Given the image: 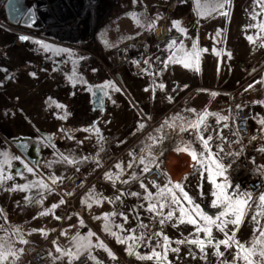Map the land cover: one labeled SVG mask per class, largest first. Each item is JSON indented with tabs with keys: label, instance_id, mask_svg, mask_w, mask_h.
<instances>
[{
	"label": "rangeland",
	"instance_id": "obj_1",
	"mask_svg": "<svg viewBox=\"0 0 264 264\" xmlns=\"http://www.w3.org/2000/svg\"><path fill=\"white\" fill-rule=\"evenodd\" d=\"M95 5V18L81 20V40L73 48L54 40L67 32L54 23L13 34L1 26L5 17L0 13V254L7 257L0 264L13 260L21 241L31 238L34 243L46 242L58 264H71L80 256L113 258L107 246L74 218L55 234L59 199L49 185L73 172L96 169V151L107 141L105 131L112 123L108 110L91 108L97 89L105 91L106 107L118 106L131 116L129 128L140 122L135 105L154 119L179 99L185 112L190 103L193 113L176 131L180 148L172 156L195 152L199 163L192 160L193 178L198 185L187 189L191 203L178 194V218L184 212L187 220L200 224V233L206 235L207 227L211 237L226 239L227 233L233 238L224 256L139 258L152 256L153 251H147L130 258L133 264H264L261 195L246 200L238 225L229 222L220 231L217 225L234 220L233 213L240 209L233 201L230 210L220 189L208 179L211 170L216 182L225 186L199 128L190 127H200L212 104L224 108V117L231 108H245L255 137L250 155H260L258 168L264 175V0H97ZM135 37L144 39V69L135 74L130 67L120 68L122 83H116L107 72L110 56L103 49ZM190 74L192 85L174 80ZM17 140L33 143L34 164L14 147ZM211 157L216 160L212 153ZM145 168L143 162L133 168L138 180ZM196 206L215 222L202 219L193 210Z\"/></svg>",
	"mask_w": 264,
	"mask_h": 264
},
{
	"label": "built area",
	"instance_id": "obj_2",
	"mask_svg": "<svg viewBox=\"0 0 264 264\" xmlns=\"http://www.w3.org/2000/svg\"><path fill=\"white\" fill-rule=\"evenodd\" d=\"M96 1L30 0L32 25L22 26L12 24L7 20L4 9L6 0H0V13L5 17L1 26L13 34H26L27 30L35 32L41 30L45 25L52 26L54 23L55 28L57 26L60 31H67L61 39L55 37L54 40L63 46L73 48L72 46L77 45L81 40L78 34L82 28L81 20L86 18L93 21L95 18ZM26 15L29 16L28 13ZM143 43V38L135 37L112 49H103V52L110 56V66L109 69L107 68V72L116 83H122L118 69L130 67L135 71V74L144 69L147 52ZM117 75L120 80H117ZM181 101L182 99H179L154 119L143 115L135 105L140 114L141 128L139 132L118 151L114 150L110 143L100 145L94 157L100 166L99 174L117 162L125 153H130L134 155L135 161L148 163V171L144 170L138 180L142 198L150 199L160 193L166 186L163 167L167 164L169 157L180 148V138L176 134L175 124L184 113ZM172 113H174L173 120H170L169 124L161 129L156 137L145 138L162 122L168 121ZM250 119L251 115L245 108H231L227 117L223 119L212 116L205 117L199 127L200 136L208 140V149L216 160L225 166L224 177L221 178L225 183V193L232 198V201L237 198L248 200L249 194L251 198L264 194V175L258 168L261 161L260 155H250L251 147L255 143ZM209 137H211L210 140ZM221 149L223 151H220ZM97 179L98 175L87 181L83 173L73 172L63 180L49 184L59 199V204L54 208V217L58 225L55 234L69 218L86 221L80 198L84 189ZM114 257L108 261H99L89 256H80L75 257L71 264H133L132 259L124 258L117 253L114 254ZM3 264L58 263L50 256L46 242H42L25 244L12 261Z\"/></svg>",
	"mask_w": 264,
	"mask_h": 264
},
{
	"label": "crops",
	"instance_id": "obj_3",
	"mask_svg": "<svg viewBox=\"0 0 264 264\" xmlns=\"http://www.w3.org/2000/svg\"><path fill=\"white\" fill-rule=\"evenodd\" d=\"M191 74L186 79L174 80H179L178 82H183V84L192 85L193 77ZM173 93L178 97L179 92L176 94L173 91ZM103 102L104 109L100 110V112L108 110L109 115H112V123L110 124V127H112H108L105 131L107 141L104 143H110L112 148L118 151L134 138L139 132L141 125L140 122H135L129 128L128 123L129 120H132L130 118L131 116L118 106L106 107L105 99ZM189 104H186L187 111L185 112L183 109V116L176 122L175 131L177 129L179 130L181 124L183 125L182 121L184 118L188 114L193 113V111L189 110ZM207 109H209V113L206 117L225 118L223 116L225 113L223 107H216L215 104H212ZM170 116L168 121L162 122L149 132L145 138L150 139L156 137L158 132L165 128L170 120H173L174 113ZM47 141L49 142L50 140L48 139ZM191 158L190 154L181 157L172 155L169 157L167 164L163 167L168 184L149 202L143 201L138 182L139 175L137 170L133 169L138 168L142 161H135L133 154L125 153L117 162L100 174V166L94 161L97 165H95L96 169L86 173L83 172L87 181L98 175V179L84 189L80 198V202L84 207L86 221L78 218L74 219L84 224V231L89 230L94 233L97 236V240H100L107 246L109 252L113 255L117 253L124 258L138 257L147 251H155L160 253V256L177 258L221 256L217 254L216 245L219 241L225 239L211 237L212 244H208L209 237L195 230V227L200 229L199 223H190V220H187L186 213L184 212L178 218V205L176 203L178 194L187 193V189L194 188L198 185V182L193 178ZM13 159L16 160V158ZM143 163L147 168L148 163ZM2 178L3 171L0 170V185ZM177 183L180 184L181 188L176 187ZM201 190L203 191V187H201ZM170 212L172 213L171 218L168 217V213ZM161 221L163 222L161 223ZM165 237H167V242H165ZM119 241L123 242L121 243ZM177 241H181V243H177ZM189 241H203L204 250L201 251L198 243H189ZM34 242L32 238L21 241L17 251L12 255V259L21 252L25 244ZM146 244L148 247L143 248V245ZM173 249H178V251L174 252ZM218 251L223 253L222 256L229 252L224 244H219Z\"/></svg>",
	"mask_w": 264,
	"mask_h": 264
},
{
	"label": "snow or ice",
	"instance_id": "obj_4",
	"mask_svg": "<svg viewBox=\"0 0 264 264\" xmlns=\"http://www.w3.org/2000/svg\"><path fill=\"white\" fill-rule=\"evenodd\" d=\"M176 23H178V22H176ZM21 39L24 40V39H27V37H21ZM161 87H163V85H161ZM250 87H251V85H250ZM201 121H202V118H201ZM190 127H194V128H197V129H198V128H199V124H193V125H190ZM181 130L183 131L184 129H181ZM200 139H201V140L203 141V143H204L205 150L209 151V158L212 159V162L216 165V168L218 169L216 175L221 176V177H224V168H225V166H224L223 164L219 163L217 160H215V159H213V158L211 157V152H210V150L208 149V140L204 139L203 137H200ZM208 139L210 140L211 137H209ZM178 151H179V150H178ZM220 151H223V149H221ZM262 151H264V149H262ZM190 155H191L193 161H196L197 163H199V161L197 160V156H196L195 152H191ZM261 167H264V166H261ZM29 171H31V169H29ZM145 171H148V169L145 168ZM208 179L211 181L212 184H214L218 189H220V197L223 198V202H227V203H228V207H229V209L231 210V209H232L233 201H232V198H231L229 195H227V194L225 193V186H224V184H223V183H219V184H218V183L216 182V179L214 178V176H213L211 170H209V176H208ZM225 180H226V177H225ZM176 187H177V188H181V186H180L179 183L176 184ZM181 191H183V189H181ZM183 194H184L185 199H188V200H189V203H191V200H190V198L187 196V193H183ZM213 195L216 196L217 193H216V192H213ZM174 199H175V197H174ZM218 199H219V197H218ZM248 199H251L250 194L248 195ZM260 200H261L262 202H264V194H261V196H260ZM214 203H215V202H214ZM234 203H235L236 205L239 206L240 211H239L238 213H236V212L233 213V214L236 216V218H235L234 220H232V221H222L221 224H222L223 226H221V225H217L218 229H219L220 231H222V232L224 231V227L227 226V223L230 222V223H232V224H234V225H238V224L240 223L241 217H242V215H243L242 209H243V207L247 204V201H246V200H240L239 198H237V199L234 201ZM150 207H152V206H150ZM193 210H194L195 212H197V214H198L199 216H201V218L204 219L205 221H210V222H212V223L215 222V221H212V219H211L210 217L203 216L202 213H199V206H196V208L193 209ZM222 215H223V214H222ZM171 216H172V213H171V212L168 213V217L171 218ZM162 222H163V221H161V223H162ZM189 222H190V223H193V224H196V223H197V221H196L195 219H190ZM197 230L200 231L201 229H197ZM203 231H204V232L206 233V235L209 237L207 243H208V244H212L211 229L206 227V228L203 229ZM261 235L264 236V231L261 232ZM225 236H226L227 238H226L225 240H221V241H219L218 244L216 245V247H217V254H218V255H223V253H220V252L218 251L219 244H224L225 247H228V246H230L229 243H228L229 240H232V239H233L232 237H229L227 233H225ZM119 242L122 243L123 241H119ZM165 242H167V237H165ZM233 242H235V243L238 244V242H236V241H233ZM177 243H181V241H177ZM189 243H198L199 246H200L201 251L204 250V242H203V241H189ZM238 246H240V245L238 244ZM240 247H242V246H240ZM57 250L59 251V249H57ZM173 251H174V252H175V251H178V249H173ZM246 251H250V250H246ZM109 255L112 256L113 258H115L114 255H113L111 252H109ZM260 255H261L262 257H264V251L260 252ZM153 256H155L156 258L159 259V257H160V253H157V252L154 251V252L152 253V256L139 257V258H142V259H152ZM6 258H7V257H6L5 255L0 254V260L6 259ZM165 258H166V256H165ZM244 259H245V260H248V257L245 256ZM248 264H252V262L249 261Z\"/></svg>",
	"mask_w": 264,
	"mask_h": 264
},
{
	"label": "water",
	"instance_id": "obj_5",
	"mask_svg": "<svg viewBox=\"0 0 264 264\" xmlns=\"http://www.w3.org/2000/svg\"><path fill=\"white\" fill-rule=\"evenodd\" d=\"M30 6V0H6L4 4L5 14L7 20L12 24H20L22 26H31L32 25V17L31 10L29 9ZM29 14L27 17L26 14ZM27 17V18H26ZM117 80H120L119 75L116 76ZM94 98L91 103L92 110H103L104 109V96L105 91L103 89H97L94 92ZM14 143V147L18 150L20 155L28 161L30 164L35 163V158L33 157V154L31 153L27 155L25 146L26 142L17 140ZM32 144H30L29 149H32ZM32 152V151H31ZM19 170V169H18Z\"/></svg>",
	"mask_w": 264,
	"mask_h": 264
},
{
	"label": "flooded vegetation",
	"instance_id": "obj_6",
	"mask_svg": "<svg viewBox=\"0 0 264 264\" xmlns=\"http://www.w3.org/2000/svg\"><path fill=\"white\" fill-rule=\"evenodd\" d=\"M28 146H30V144H27V143H26L25 150H26L27 155L31 156L30 154H31L32 152H31V150L29 149Z\"/></svg>",
	"mask_w": 264,
	"mask_h": 264
}]
</instances>
